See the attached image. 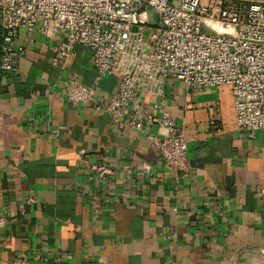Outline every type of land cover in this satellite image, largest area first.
<instances>
[{
	"label": "crops",
	"instance_id": "obj_1",
	"mask_svg": "<svg viewBox=\"0 0 264 264\" xmlns=\"http://www.w3.org/2000/svg\"><path fill=\"white\" fill-rule=\"evenodd\" d=\"M22 37L17 70L0 72V264H264V141L236 128L229 87L169 77L145 96L187 143L189 168L173 170L138 132L65 99L74 74L102 105L116 89L117 75L95 82L90 49L59 70L61 36Z\"/></svg>",
	"mask_w": 264,
	"mask_h": 264
},
{
	"label": "built area",
	"instance_id": "obj_2",
	"mask_svg": "<svg viewBox=\"0 0 264 264\" xmlns=\"http://www.w3.org/2000/svg\"><path fill=\"white\" fill-rule=\"evenodd\" d=\"M34 29L62 37L53 67L64 70L81 45L92 51L95 82L118 76L104 105L95 86L76 74L61 90L65 99L108 114L117 129L138 132L173 170L189 168L181 128L160 103H144L146 95H161L169 77L187 90L229 87L236 128L250 137L259 132L264 141V0H0V72L17 70L25 53L17 40L28 41ZM88 167L98 177L111 173L105 165ZM7 221L0 212V227Z\"/></svg>",
	"mask_w": 264,
	"mask_h": 264
},
{
	"label": "rangeland",
	"instance_id": "obj_3",
	"mask_svg": "<svg viewBox=\"0 0 264 264\" xmlns=\"http://www.w3.org/2000/svg\"><path fill=\"white\" fill-rule=\"evenodd\" d=\"M150 18H151V21H153V22L155 21L154 20V17H153V14H151V17Z\"/></svg>",
	"mask_w": 264,
	"mask_h": 264
},
{
	"label": "bare ground",
	"instance_id": "obj_4",
	"mask_svg": "<svg viewBox=\"0 0 264 264\" xmlns=\"http://www.w3.org/2000/svg\"><path fill=\"white\" fill-rule=\"evenodd\" d=\"M217 30H219V29L217 28Z\"/></svg>",
	"mask_w": 264,
	"mask_h": 264
}]
</instances>
